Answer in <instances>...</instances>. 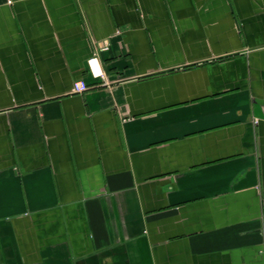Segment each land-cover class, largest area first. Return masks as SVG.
Wrapping results in <instances>:
<instances>
[{
  "label": "crops",
  "instance_id": "crops-1",
  "mask_svg": "<svg viewBox=\"0 0 264 264\" xmlns=\"http://www.w3.org/2000/svg\"><path fill=\"white\" fill-rule=\"evenodd\" d=\"M262 250L264 0H0V264Z\"/></svg>",
  "mask_w": 264,
  "mask_h": 264
},
{
  "label": "built area",
  "instance_id": "built-area-1",
  "mask_svg": "<svg viewBox=\"0 0 264 264\" xmlns=\"http://www.w3.org/2000/svg\"><path fill=\"white\" fill-rule=\"evenodd\" d=\"M89 65H90V69H91L92 73L95 76H97L99 74V66H98V62H97L96 58L90 59ZM88 89H89V85L85 79L76 80L73 84V92L74 93H83ZM261 252H262V254H264V250H262Z\"/></svg>",
  "mask_w": 264,
  "mask_h": 264
}]
</instances>
